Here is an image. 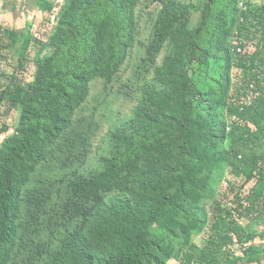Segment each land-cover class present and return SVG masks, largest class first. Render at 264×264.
I'll use <instances>...</instances> for the list:
<instances>
[{
    "label": "trees",
    "instance_id": "obj_1",
    "mask_svg": "<svg viewBox=\"0 0 264 264\" xmlns=\"http://www.w3.org/2000/svg\"><path fill=\"white\" fill-rule=\"evenodd\" d=\"M134 2L68 0L47 40L53 51L36 62L34 80L0 85V103L6 100L21 106L20 126L0 144V264L16 262L22 188L44 159L46 146L66 130L75 106L90 92V79L110 81L123 63L132 38ZM218 7L219 0H207L200 24L186 30L183 26L176 29L186 10L175 3L164 4L155 26L151 58L172 33L181 31L185 45L180 47V61L169 56L155 68L157 83L144 85V100L133 119L114 129L113 149L103 159L102 170L71 172L60 180L58 190L69 195L65 212L81 223L43 264H168L174 257L152 235L154 224L169 232L175 233L177 228L183 232L188 247L182 253V264H238L248 258L252 245L241 249L242 256H235L229 248L236 238L237 243L255 238V233L248 231L251 227L241 224L244 218L264 226V96L241 112L230 104L232 67L247 63L232 53L229 44L242 12L238 0H233V7L222 9L225 21L221 22ZM253 11L264 12V5L252 6ZM222 28H226L227 43L219 37ZM5 48L0 34V58ZM193 57L199 65L218 59L219 101H212L207 85L188 75L186 69ZM27 62L24 57L21 70ZM178 65L182 68L179 75ZM230 112H238L255 128L237 125L228 131ZM8 129L0 118V135ZM175 133L166 145L164 140ZM159 145H166L163 171L154 170L148 179L137 175L133 180L139 156L149 155ZM222 152L244 180L238 188L233 187L238 191L233 205L224 206L223 195L216 198L211 213L190 190L193 184H201V163L214 170L223 160ZM250 182L249 191L241 194ZM131 189V198L117 197L107 204V193ZM39 201L25 212L30 219H39L44 212L36 205ZM180 211L191 218L196 232L209 229L202 247L189 241L192 229L184 226ZM54 240L49 235L34 243L31 255L22 263L39 262L50 253ZM260 250L255 248L254 255Z\"/></svg>",
    "mask_w": 264,
    "mask_h": 264
},
{
    "label": "rangeland",
    "instance_id": "obj_2",
    "mask_svg": "<svg viewBox=\"0 0 264 264\" xmlns=\"http://www.w3.org/2000/svg\"><path fill=\"white\" fill-rule=\"evenodd\" d=\"M68 0H0V34L4 38L6 47L0 58V85L6 87L12 80L26 84L34 80L37 71L36 62L49 55L53 49L47 44L49 35L57 24V16ZM207 0H135L132 21V38L128 44L123 63L118 67L110 81L102 77L90 79V92L81 104L75 106L73 115L69 118L66 130L54 142L45 148L44 159L37 165L30 181L22 188L20 207L23 215L20 219L19 251L15 254L14 263L23 264V259L31 255L34 243L46 236H54L50 253L45 255L36 264H43L50 259V254L59 250L62 239H66L70 231L80 227L79 219L70 218L66 210L68 194L60 193V180L71 172L88 174L91 171L102 170L103 159L109 156L113 149L112 133L115 128L125 125L133 119L134 112L144 100V85L156 82L155 68L164 64L167 57L179 58L180 47L185 45V35L175 31L170 38L163 42L153 59L151 51L154 43L156 23L161 18V10L165 3H175L183 7L186 12L180 24L186 30L196 28L201 21L203 7ZM226 6L233 7V0H219V16L217 19L224 22L222 15ZM175 29V27L173 28ZM228 42L226 28H222L219 37ZM232 36V35H231ZM231 36L229 44L231 47ZM39 39H37V38ZM107 43V40L105 44ZM24 57L28 60L25 70L19 65ZM193 57L187 67V73L196 82L207 85L212 91V101H219L220 70L218 59H211L207 65H199ZM153 59L152 61H150ZM177 67V75L181 71ZM12 78V79H11ZM223 83V80L221 81ZM228 99V97H227ZM224 107V106H223ZM226 118V107L222 110ZM0 118L9 129L0 135V144L14 134L21 123V106L4 100L0 103ZM177 136V133L165 139L166 145ZM159 145L149 155H140L139 164L133 172V180L137 175L152 177L153 171H163L165 146ZM205 154V153H204ZM223 160L210 170L205 162L201 163L198 174L199 185L193 184L191 192L195 194L201 205L212 213L216 198L221 197L220 182L227 177L234 188L243 182V174L239 173L222 152ZM205 184V185H203ZM133 190L107 193V204L117 197H132ZM223 196V194H222ZM40 198L39 204L43 213L39 219H30L25 212L33 207ZM34 202V204H33ZM185 203L186 199H185ZM35 206V205H34ZM223 207V206H221ZM180 219L185 227H191V218L183 216ZM249 232L255 233L252 240H235L229 249L235 256H242V248L250 247L248 258L238 264H264V226L250 223L248 219L241 222ZM191 243L202 247L210 236L207 227L200 232L191 230ZM153 236L158 237L166 251L180 263L182 253L188 247V240L183 232L177 228L176 232L159 228L156 224L151 227ZM244 243V245H243ZM261 247L254 255L255 248ZM253 250V251H252ZM172 258V257H171Z\"/></svg>",
    "mask_w": 264,
    "mask_h": 264
},
{
    "label": "built area",
    "instance_id": "obj_3",
    "mask_svg": "<svg viewBox=\"0 0 264 264\" xmlns=\"http://www.w3.org/2000/svg\"><path fill=\"white\" fill-rule=\"evenodd\" d=\"M255 5H264V0H238L242 14L231 36L232 53L247 61L245 67L234 63L231 70L230 104L240 112L252 106L260 96H264V12H251ZM227 118L228 131L237 125L255 128L254 124L241 118L238 112L228 113ZM251 184L250 182L242 188L241 194H246ZM220 192L226 195L223 198L224 206H232L234 194L238 191L233 190L232 182L227 177L220 182Z\"/></svg>",
    "mask_w": 264,
    "mask_h": 264
},
{
    "label": "crops",
    "instance_id": "obj_4",
    "mask_svg": "<svg viewBox=\"0 0 264 264\" xmlns=\"http://www.w3.org/2000/svg\"><path fill=\"white\" fill-rule=\"evenodd\" d=\"M168 264H180L175 258H171L168 260Z\"/></svg>",
    "mask_w": 264,
    "mask_h": 264
}]
</instances>
